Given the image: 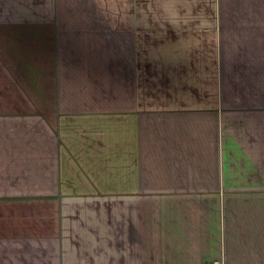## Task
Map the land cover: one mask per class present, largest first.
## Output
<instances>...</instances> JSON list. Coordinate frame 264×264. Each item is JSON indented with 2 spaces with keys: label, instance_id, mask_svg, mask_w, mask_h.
Masks as SVG:
<instances>
[{
  "label": "crops",
  "instance_id": "1",
  "mask_svg": "<svg viewBox=\"0 0 264 264\" xmlns=\"http://www.w3.org/2000/svg\"><path fill=\"white\" fill-rule=\"evenodd\" d=\"M0 264H264V0H0Z\"/></svg>",
  "mask_w": 264,
  "mask_h": 264
}]
</instances>
